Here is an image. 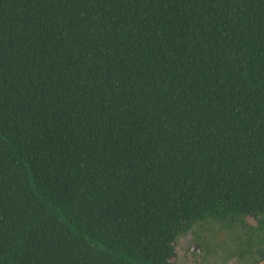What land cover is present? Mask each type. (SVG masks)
I'll return each mask as SVG.
<instances>
[{"label": "trees", "instance_id": "16d2710c", "mask_svg": "<svg viewBox=\"0 0 264 264\" xmlns=\"http://www.w3.org/2000/svg\"><path fill=\"white\" fill-rule=\"evenodd\" d=\"M189 252L264 261V0H0V264Z\"/></svg>", "mask_w": 264, "mask_h": 264}, {"label": "rangeland", "instance_id": "374dc122", "mask_svg": "<svg viewBox=\"0 0 264 264\" xmlns=\"http://www.w3.org/2000/svg\"><path fill=\"white\" fill-rule=\"evenodd\" d=\"M181 245L183 246V240L181 242ZM182 249L184 250V246L182 247ZM187 262L185 264H210L208 263L206 260H202V259H199L198 257H195L194 255H192V253H187ZM210 258V257H209ZM208 258V259H209ZM196 259H198V262H196ZM184 260V259H183ZM209 260H212V259H209ZM227 264H235L233 261H229ZM261 264H264V261L261 263Z\"/></svg>", "mask_w": 264, "mask_h": 264}]
</instances>
